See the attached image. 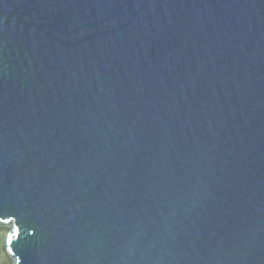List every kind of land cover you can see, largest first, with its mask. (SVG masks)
<instances>
[{
    "label": "water",
    "instance_id": "1",
    "mask_svg": "<svg viewBox=\"0 0 264 264\" xmlns=\"http://www.w3.org/2000/svg\"><path fill=\"white\" fill-rule=\"evenodd\" d=\"M0 264H264V0H0Z\"/></svg>",
    "mask_w": 264,
    "mask_h": 264
},
{
    "label": "snow or ice",
    "instance_id": "2",
    "mask_svg": "<svg viewBox=\"0 0 264 264\" xmlns=\"http://www.w3.org/2000/svg\"><path fill=\"white\" fill-rule=\"evenodd\" d=\"M5 223H7V221H5Z\"/></svg>",
    "mask_w": 264,
    "mask_h": 264
}]
</instances>
